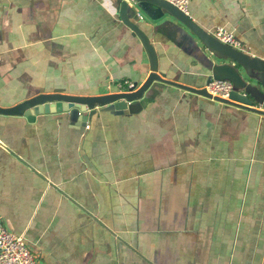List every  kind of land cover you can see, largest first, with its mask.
<instances>
[{
    "label": "crops",
    "instance_id": "obj_1",
    "mask_svg": "<svg viewBox=\"0 0 264 264\" xmlns=\"http://www.w3.org/2000/svg\"><path fill=\"white\" fill-rule=\"evenodd\" d=\"M119 0H0V106L41 93H110L153 72ZM189 16L226 26L264 58V0H190ZM157 73L204 88L234 76L166 12L130 15ZM137 112L97 106L0 114V218L37 264H264V115L154 81Z\"/></svg>",
    "mask_w": 264,
    "mask_h": 264
},
{
    "label": "water",
    "instance_id": "obj_2",
    "mask_svg": "<svg viewBox=\"0 0 264 264\" xmlns=\"http://www.w3.org/2000/svg\"><path fill=\"white\" fill-rule=\"evenodd\" d=\"M119 5L121 19L137 33L150 54L153 72L142 85L138 86V83H135L137 88H131L129 91H113L91 96L57 92L41 93L14 106H0V114L25 115L29 120H33L38 114L67 112L71 122L86 126L97 106L111 110L115 114L139 111L142 108L141 99L145 91L154 81H161L218 102L238 105L251 112L264 115V58L253 56L244 50L221 42L212 33L201 28L189 15L179 10L170 0H119ZM137 8L145 12L156 11L157 16L160 17L166 12L170 13L194 32L211 50L220 54L221 60L218 62V67L230 72L236 83L230 99L212 96L205 87L195 88L161 77L157 73V57L154 47L139 25L131 20L130 15Z\"/></svg>",
    "mask_w": 264,
    "mask_h": 264
},
{
    "label": "built area",
    "instance_id": "obj_3",
    "mask_svg": "<svg viewBox=\"0 0 264 264\" xmlns=\"http://www.w3.org/2000/svg\"><path fill=\"white\" fill-rule=\"evenodd\" d=\"M179 10L189 15L190 0H170ZM213 35L221 42L244 50L242 41L235 33L226 26H219ZM129 91L137 88L135 82L131 80L112 81L108 84L111 90ZM212 96H217L229 100L234 89L233 84L226 79H212L205 86ZM0 264H37V257L31 250L26 238L21 234H16L8 230L0 218Z\"/></svg>",
    "mask_w": 264,
    "mask_h": 264
}]
</instances>
